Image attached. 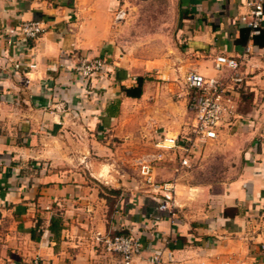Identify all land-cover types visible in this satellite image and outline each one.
I'll list each match as a JSON object with an SVG mask.
<instances>
[{
  "label": "crops",
  "instance_id": "0c3cea01",
  "mask_svg": "<svg viewBox=\"0 0 264 264\" xmlns=\"http://www.w3.org/2000/svg\"><path fill=\"white\" fill-rule=\"evenodd\" d=\"M142 1L0 0V264H124L101 238L130 233L145 247L131 264H153L157 251L163 264H264V20L254 41L241 20L249 0H163L157 29L132 44L128 9ZM32 19L47 25L35 39L8 33ZM221 53L240 61L226 92L233 112L180 173L173 212L161 211L160 194L112 169L127 146L116 138L136 121L143 136L165 128L154 144L186 134L191 122L170 131L176 113H149L147 97L187 107L186 74L217 75ZM82 55L106 58L104 72L81 77ZM139 78L142 94L125 93ZM178 163L159 161L156 178Z\"/></svg>",
  "mask_w": 264,
  "mask_h": 264
},
{
  "label": "built area",
  "instance_id": "2783aa9c",
  "mask_svg": "<svg viewBox=\"0 0 264 264\" xmlns=\"http://www.w3.org/2000/svg\"><path fill=\"white\" fill-rule=\"evenodd\" d=\"M250 10L242 15L241 20L250 28V34L259 33L264 20V0H249ZM127 11L119 9L115 15L116 21L126 17ZM47 29L43 20H26L8 29L11 36L20 35L24 39H35ZM35 64L31 63L30 67ZM107 59L101 56L82 55L76 65L77 73L83 78H90L106 69ZM214 66L218 71L215 76H206L196 69L190 70L185 76V84L189 90L187 107L192 113L189 131L182 135L165 134L155 142L156 150L142 157L140 161V176L154 193L160 194L159 209L173 212L176 206V195L180 173L192 165L195 150L215 140L219 136V128L233 112L231 98L226 95L231 82L240 81V61L237 57L218 54L214 58ZM229 69L227 75L222 72ZM164 77V76H163ZM163 79V78H162ZM178 154L179 163L175 175L164 181L155 176L156 163L164 160L167 154ZM102 248L108 255H121L124 264H131L133 258L141 254L145 247L139 235L115 234L101 238ZM164 251L153 252L150 261L153 264H163ZM173 261V253L167 255ZM32 264H39L35 258ZM219 264H227L221 262ZM237 264H255L252 261H239Z\"/></svg>",
  "mask_w": 264,
  "mask_h": 264
},
{
  "label": "rangeland",
  "instance_id": "374dc122",
  "mask_svg": "<svg viewBox=\"0 0 264 264\" xmlns=\"http://www.w3.org/2000/svg\"><path fill=\"white\" fill-rule=\"evenodd\" d=\"M160 1L163 0H146V1H142V5L140 6V8L134 7L128 9V11L131 10L129 19L133 29L132 44H134L135 40H137L138 42L140 41V39L143 40L140 36L146 39V36H148L150 31H154L155 29H157L159 22L158 18H160L161 15H165L168 13L167 7L158 6L157 3H159ZM149 58H153V57L151 56ZM154 75H157L156 71L152 70L150 72H147L146 77L151 79L154 78ZM158 78L159 80H163L162 78H160V76ZM153 95L161 97L160 95H157V92H155V94H150L149 97H147L148 112L151 114L155 113L156 115H158L159 113L158 108L163 107L167 112L173 113V115L174 113H176V116H174L176 118L175 120L168 119L166 121V123H168L169 126L171 127L169 128L170 131L182 132L184 131V129H187L186 127H188L189 123L192 122V117L190 112L187 110L186 103L184 104L183 102L180 101L178 102L177 99L175 100L171 98L170 100H175L176 103L167 104L166 101L165 103L159 105L156 104V97H154ZM163 97L170 98L166 96ZM132 126L133 127L130 131L129 136L123 138H118V137L116 138V141L118 143H122L123 145L124 142H126L127 146H124L123 148H121L119 152L116 153L117 163H113L112 169L114 171H117V173L120 176L124 175L128 179H141L140 161L142 157H144L145 155H148L149 153H153L154 141L165 131V128L163 129L159 128L155 133L148 135L145 134L143 136L139 132L140 131L139 121L134 122ZM140 143H142V146H140ZM204 147L205 145L202 147L201 154H198V156L203 155ZM145 148H149V149H145ZM171 157L172 154H167V157L164 160L171 159ZM177 160H178V156H177ZM157 164L158 162L156 163V165ZM193 166H195V164H193Z\"/></svg>",
  "mask_w": 264,
  "mask_h": 264
},
{
  "label": "trees",
  "instance_id": "16d2710c",
  "mask_svg": "<svg viewBox=\"0 0 264 264\" xmlns=\"http://www.w3.org/2000/svg\"><path fill=\"white\" fill-rule=\"evenodd\" d=\"M247 32H248V36L254 39V41H258L259 37L263 34V30L261 29L259 33L251 35L250 34L251 30L249 27L247 28ZM139 80L140 82L137 87H123V90L125 91V93L131 96H140L142 94L143 78H139Z\"/></svg>",
  "mask_w": 264,
  "mask_h": 264
}]
</instances>
